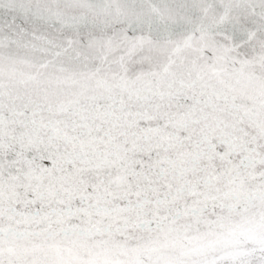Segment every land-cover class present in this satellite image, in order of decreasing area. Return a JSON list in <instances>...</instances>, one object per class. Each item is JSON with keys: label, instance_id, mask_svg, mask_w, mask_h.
<instances>
[{"label": "water", "instance_id": "obj_1", "mask_svg": "<svg viewBox=\"0 0 264 264\" xmlns=\"http://www.w3.org/2000/svg\"><path fill=\"white\" fill-rule=\"evenodd\" d=\"M0 264H264V0H0Z\"/></svg>", "mask_w": 264, "mask_h": 264}]
</instances>
